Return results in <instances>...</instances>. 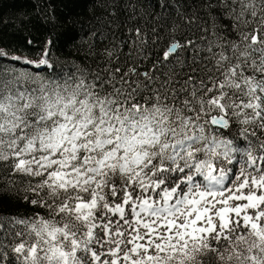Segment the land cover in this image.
<instances>
[{"label":"snow or ice","instance_id":"obj_1","mask_svg":"<svg viewBox=\"0 0 264 264\" xmlns=\"http://www.w3.org/2000/svg\"><path fill=\"white\" fill-rule=\"evenodd\" d=\"M218 3L240 39L205 79L149 90L154 74L117 67L104 93L80 81L0 94V165L38 178L29 202L52 217L12 221L32 237L14 233L18 264H264V0ZM233 125L243 149L206 134Z\"/></svg>","mask_w":264,"mask_h":264},{"label":"trees","instance_id":"obj_2","mask_svg":"<svg viewBox=\"0 0 264 264\" xmlns=\"http://www.w3.org/2000/svg\"><path fill=\"white\" fill-rule=\"evenodd\" d=\"M239 39L235 21L218 0H0V49L8 56L0 55V94L40 95L41 88H75L80 81L96 84L104 93L112 90L106 81L117 67L121 73L136 67L154 74L158 79L149 90L169 79L173 82L169 88L180 87L190 75L199 80L214 74L213 55ZM188 40L194 47H181L163 61L171 43L185 45ZM40 54L45 63L38 66L12 58ZM139 80L147 83L143 77ZM143 96L147 98L148 92ZM213 132L221 139H234L241 149L246 146L238 125L230 131L206 126V134ZM37 179L0 165V221L7 222L8 229V235L0 237L5 245L0 251L8 253L5 264H18L10 250L19 242L15 232H23L26 241L32 239L25 225L12 221L52 218L47 208L29 202L37 199L28 191L29 182ZM202 260L217 264L211 255Z\"/></svg>","mask_w":264,"mask_h":264},{"label":"rangeland","instance_id":"obj_3","mask_svg":"<svg viewBox=\"0 0 264 264\" xmlns=\"http://www.w3.org/2000/svg\"><path fill=\"white\" fill-rule=\"evenodd\" d=\"M0 55H5L6 57H8L1 49H0ZM12 57V56H10ZM13 59H17V60H21V59H25L26 61L35 64L36 66H38L41 63H45V60L43 59L42 54H40L37 58H31V57H24V56H17V57H12Z\"/></svg>","mask_w":264,"mask_h":264},{"label":"water","instance_id":"obj_4","mask_svg":"<svg viewBox=\"0 0 264 264\" xmlns=\"http://www.w3.org/2000/svg\"><path fill=\"white\" fill-rule=\"evenodd\" d=\"M173 43H175V42H173ZM173 43H171V44H173ZM171 44H170V45H171ZM170 45H169V46H170Z\"/></svg>","mask_w":264,"mask_h":264},{"label":"bare ground","instance_id":"obj_5","mask_svg":"<svg viewBox=\"0 0 264 264\" xmlns=\"http://www.w3.org/2000/svg\"><path fill=\"white\" fill-rule=\"evenodd\" d=\"M29 64V63H28ZM33 67V66H32Z\"/></svg>","mask_w":264,"mask_h":264}]
</instances>
